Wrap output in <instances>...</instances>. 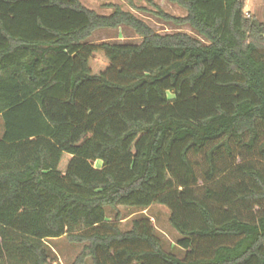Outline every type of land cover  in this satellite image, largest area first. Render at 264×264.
Wrapping results in <instances>:
<instances>
[{"label":"trees","instance_id":"16d2710c","mask_svg":"<svg viewBox=\"0 0 264 264\" xmlns=\"http://www.w3.org/2000/svg\"><path fill=\"white\" fill-rule=\"evenodd\" d=\"M131 8L186 33L160 34L120 5L0 0V264H264V23L246 0ZM134 31L140 44L91 41ZM101 162L100 168L95 163ZM170 210L181 259L150 218Z\"/></svg>","mask_w":264,"mask_h":264},{"label":"rangeland","instance_id":"374dc122","mask_svg":"<svg viewBox=\"0 0 264 264\" xmlns=\"http://www.w3.org/2000/svg\"><path fill=\"white\" fill-rule=\"evenodd\" d=\"M81 2L85 7L95 10L100 15L111 14L112 11L107 6L120 5L125 10L134 13L138 18L145 21L156 32L162 35L181 32L197 37L195 32L188 26L177 27L173 24H166L150 14H145L131 8L132 2L136 7H148L152 9L150 2H154L174 17H185L186 12L172 4L169 0H81ZM245 11L247 14L255 16L260 22L264 23V0H246ZM91 41L94 43L140 44L142 39L134 31L122 28L118 30L99 31L94 34ZM3 134L4 120L0 117V139ZM101 166V162L95 163L96 168H100ZM106 215L111 222H115L116 217L119 216L122 219L120 227L123 230H129L134 219L144 216L150 218L157 236L162 240L165 251L181 259L184 257V251L177 245L180 236L170 224L171 213L167 207L153 205L148 210L142 211L136 208L120 206L116 209L107 208ZM46 245L50 251L49 264H75L77 257L84 248L83 244L71 243L67 238L49 240L46 241ZM5 264H8L7 259H5ZM86 264H92V262L88 261Z\"/></svg>","mask_w":264,"mask_h":264}]
</instances>
